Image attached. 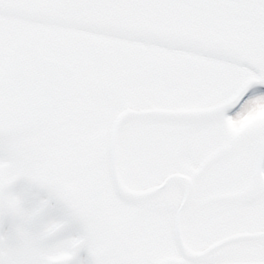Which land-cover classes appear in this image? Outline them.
<instances>
[{
  "label": "snow or ice",
  "instance_id": "snow-or-ice-1",
  "mask_svg": "<svg viewBox=\"0 0 264 264\" xmlns=\"http://www.w3.org/2000/svg\"><path fill=\"white\" fill-rule=\"evenodd\" d=\"M0 264H264V0H0Z\"/></svg>",
  "mask_w": 264,
  "mask_h": 264
}]
</instances>
